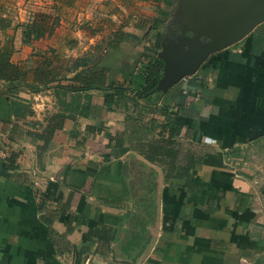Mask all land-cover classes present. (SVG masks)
Here are the masks:
<instances>
[{
    "label": "crops",
    "instance_id": "obj_1",
    "mask_svg": "<svg viewBox=\"0 0 264 264\" xmlns=\"http://www.w3.org/2000/svg\"><path fill=\"white\" fill-rule=\"evenodd\" d=\"M256 10L0 0V50L26 70L0 79V264H264V18L135 110L104 101L164 37L208 38ZM39 11L51 29L24 41Z\"/></svg>",
    "mask_w": 264,
    "mask_h": 264
},
{
    "label": "trees",
    "instance_id": "obj_2",
    "mask_svg": "<svg viewBox=\"0 0 264 264\" xmlns=\"http://www.w3.org/2000/svg\"><path fill=\"white\" fill-rule=\"evenodd\" d=\"M48 17V13L39 11L34 14L31 21L22 24L24 41H29L33 37H40L50 30L51 26L47 24ZM157 48V46H150L149 49L152 54H147L148 57L146 56L147 58L142 61L133 86L127 87L122 84H113L110 90L105 93L104 101L108 107L122 104L125 108L129 105L135 110L136 107L140 106L139 100H151L152 96L160 95L161 91L154 90L163 69V60L155 53ZM10 52L9 49L0 50V79L8 82L23 80L26 76V70L10 60ZM38 79L47 80V73L44 69L38 70ZM90 80L92 81V79ZM161 111L166 117L163 130L166 127L169 134L178 133L180 126L173 121L172 114L167 112L165 107ZM165 141L167 144L171 142L169 139ZM164 146L160 144V149L164 150ZM165 155L172 156L171 149H166Z\"/></svg>",
    "mask_w": 264,
    "mask_h": 264
},
{
    "label": "water",
    "instance_id": "obj_3",
    "mask_svg": "<svg viewBox=\"0 0 264 264\" xmlns=\"http://www.w3.org/2000/svg\"><path fill=\"white\" fill-rule=\"evenodd\" d=\"M256 2L257 10L242 23L233 24L234 28L229 31L219 25L214 34L207 32L208 38H199L201 30L194 32L193 36L179 35L177 40L164 37L157 50V56L163 60V69L154 90L166 91L181 78L194 73L210 53L232 44L246 34L264 18V0Z\"/></svg>",
    "mask_w": 264,
    "mask_h": 264
},
{
    "label": "built area",
    "instance_id": "obj_4",
    "mask_svg": "<svg viewBox=\"0 0 264 264\" xmlns=\"http://www.w3.org/2000/svg\"><path fill=\"white\" fill-rule=\"evenodd\" d=\"M185 77H183V79H184Z\"/></svg>",
    "mask_w": 264,
    "mask_h": 264
}]
</instances>
